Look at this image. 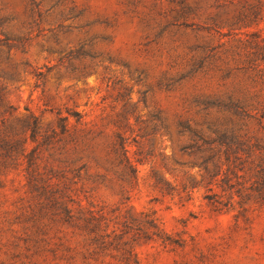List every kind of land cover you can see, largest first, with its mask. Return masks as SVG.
Here are the masks:
<instances>
[{
  "label": "rangeland",
  "instance_id": "374dc122",
  "mask_svg": "<svg viewBox=\"0 0 264 264\" xmlns=\"http://www.w3.org/2000/svg\"><path fill=\"white\" fill-rule=\"evenodd\" d=\"M262 46L264 0H0V264H264V195L247 179L223 192L222 173L210 185L192 147L261 140L264 154V124L227 101L264 92L242 69ZM50 169L74 213L151 211L169 241L96 250L35 197Z\"/></svg>",
  "mask_w": 264,
  "mask_h": 264
},
{
  "label": "trees",
  "instance_id": "16d2710c",
  "mask_svg": "<svg viewBox=\"0 0 264 264\" xmlns=\"http://www.w3.org/2000/svg\"><path fill=\"white\" fill-rule=\"evenodd\" d=\"M262 57L253 59L249 64L245 65L242 69L248 72L250 79L253 81V85H259L264 89V46L260 47ZM243 94L235 95L232 93L228 95V103L240 109L242 113H246L249 119L254 118L258 124L263 126L264 124V92L251 91V87H248ZM219 99V98H217ZM215 101L202 102L205 108H209ZM32 128L36 129L37 118L34 119ZM62 134L68 131V125L66 123L61 125ZM248 133L245 134L246 137ZM200 140H193L196 155L202 160L199 164L207 176L211 178L210 185L216 176L222 173L221 190L228 191L234 188L235 184L232 183V179H236L237 184L241 185L240 179H247V181L254 180V184L257 185L259 193L264 195V154L260 145L261 140H206L201 136H198ZM36 141V140H35ZM54 140H43L39 143L41 145H50ZM60 141V140H59ZM80 145V144H78ZM39 147L35 148V159L40 158L41 151ZM219 147L224 149V163L226 169H220V172H216L215 169L219 168L218 162L221 159L219 156ZM4 146L0 143V150H3ZM88 149V148H87ZM87 149L75 148L76 152L84 153ZM120 149L123 152L124 158H122L118 164L124 178L128 179L130 183L136 180V167L130 161L126 155L125 142H120ZM25 151V148L23 149ZM4 155L0 152V166L2 164V158ZM32 165V162H30ZM81 169L89 171L90 166L85 163ZM58 175L55 174L53 169L49 171L40 172L35 170V197L48 200L52 202V206L56 209L54 215L56 220L62 221L72 228V233L78 235L96 250L113 249L118 252L123 251L126 254H134V246L129 242H123L126 235L132 233L131 238L133 242L146 239V241H160L166 244L169 241V235L165 233L161 227L159 219L154 212L147 211L141 212V215L146 219L144 221H138L136 218H124L123 221L121 215L117 213L118 209L113 212L105 211L104 208L95 209H79L76 213L69 207V202L66 200L67 192L55 188L58 183ZM2 181V174L0 173V182ZM211 191L212 188L210 187ZM217 194L212 195L209 199L211 203L218 207L222 205V202L218 200ZM69 201H73L71 198ZM43 204L42 202H38ZM37 213L35 212V218ZM129 243L130 248L126 245ZM122 244V246H119Z\"/></svg>",
  "mask_w": 264,
  "mask_h": 264
}]
</instances>
